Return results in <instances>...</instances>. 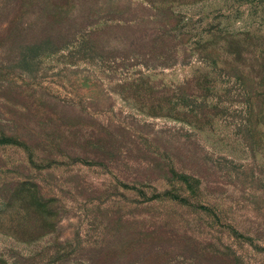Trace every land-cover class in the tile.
<instances>
[{
	"label": "rangeland",
	"instance_id": "374dc122",
	"mask_svg": "<svg viewBox=\"0 0 264 264\" xmlns=\"http://www.w3.org/2000/svg\"><path fill=\"white\" fill-rule=\"evenodd\" d=\"M0 264H264V0H0Z\"/></svg>",
	"mask_w": 264,
	"mask_h": 264
}]
</instances>
